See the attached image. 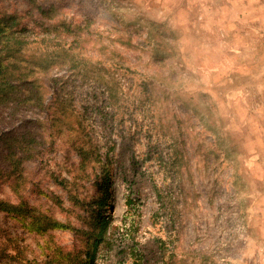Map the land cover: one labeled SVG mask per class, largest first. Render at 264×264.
I'll list each match as a JSON object with an SVG mask.
<instances>
[{
  "label": "rangeland",
  "instance_id": "1",
  "mask_svg": "<svg viewBox=\"0 0 264 264\" xmlns=\"http://www.w3.org/2000/svg\"><path fill=\"white\" fill-rule=\"evenodd\" d=\"M5 15L32 39L68 25L55 42L80 58L0 107V201L77 232L0 211V264H68L99 213L95 264H264V0H0Z\"/></svg>",
  "mask_w": 264,
  "mask_h": 264
},
{
  "label": "trees",
  "instance_id": "2",
  "mask_svg": "<svg viewBox=\"0 0 264 264\" xmlns=\"http://www.w3.org/2000/svg\"><path fill=\"white\" fill-rule=\"evenodd\" d=\"M34 2V0H31ZM44 19L52 20L56 18L57 11L54 7L45 9L38 7ZM60 28H63L62 32ZM44 36L40 39L33 38L28 34L26 27H21V21L17 15H5L0 17V107L8 105L12 101H19V92L26 82L40 72L48 73L50 68L55 64H67L69 61L75 63L79 61V54L73 55L61 44H56L55 40L60 36L70 32L68 25H48L43 27ZM46 31V32H45ZM54 33V34H53ZM64 41V40H63ZM37 49H34L31 47ZM30 51L28 59H23V53ZM29 84L34 85L32 82ZM110 91V89H108ZM33 97L34 93H30ZM111 94V92H110ZM38 95V94H37ZM112 96V94H111ZM14 142L20 143L19 138H14ZM33 140L29 141L30 147H33ZM23 144V142H22ZM24 154V153H23ZM19 151H10L9 160L14 168L12 172H18L24 157L19 158ZM107 183L100 185L98 193L106 197L108 192ZM99 203V206H102ZM0 211L14 214L23 221L30 220L31 229L37 227L38 232L48 230H69L77 232V229L69 223H64L52 216L36 215L37 208H31L26 202L21 201L18 204H11L8 201H0ZM37 226H34V225ZM108 220L99 213L93 217L90 225V234L85 241L84 249L76 252L63 254V259L68 264H95L96 250L98 246L107 241ZM63 252V251H61Z\"/></svg>",
  "mask_w": 264,
  "mask_h": 264
}]
</instances>
